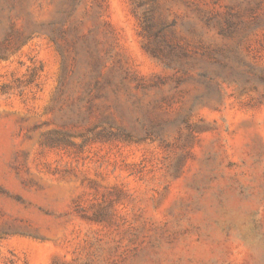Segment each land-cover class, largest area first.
I'll return each mask as SVG.
<instances>
[{"label": "rangeland", "instance_id": "1", "mask_svg": "<svg viewBox=\"0 0 264 264\" xmlns=\"http://www.w3.org/2000/svg\"><path fill=\"white\" fill-rule=\"evenodd\" d=\"M0 264H264V0H0Z\"/></svg>", "mask_w": 264, "mask_h": 264}]
</instances>
